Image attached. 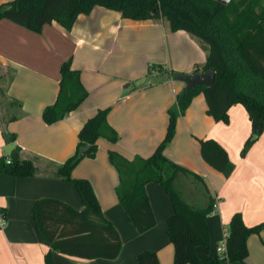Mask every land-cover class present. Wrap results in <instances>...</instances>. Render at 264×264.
Listing matches in <instances>:
<instances>
[{"label":"crops","instance_id":"obj_1","mask_svg":"<svg viewBox=\"0 0 264 264\" xmlns=\"http://www.w3.org/2000/svg\"><path fill=\"white\" fill-rule=\"evenodd\" d=\"M8 1L0 0V4ZM207 55L198 38L185 30L172 31L162 18L133 20L101 5L89 14H80L70 30L57 21L35 32L10 19L0 20V157L19 146L22 158H35L39 169L31 177L0 175V214L5 219L0 225V264H45L50 244L37 230L32 213L35 201L56 198L79 211L84 209L75 185L51 171L53 164H63L75 153L87 119L108 106V122L118 132V141L100 138L96 156L81 159L71 175L91 182L105 218L120 235L122 249L114 259L91 260L53 251L54 262L136 264L141 251L153 250L160 264H173L174 246L167 231V220L174 213L170 196L160 183L146 184L156 225L138 232L118 198L119 174L109 151L129 159L148 157L166 135L168 109L186 83L171 77L139 88L147 77L159 73L150 74V65L190 75L196 66L206 63ZM68 59L80 70L88 96L65 118L48 124L43 112L56 102L61 65ZM207 110L205 95L195 96L177 119L175 136L164 149L168 158L198 176L190 175L192 181L176 179L188 203L207 206L206 190L218 202L217 210L207 217L210 248L196 249L200 258L221 254L224 230L229 229L235 213L241 212L249 226L264 221V131L242 157L241 150L252 133L246 108L240 103L233 105L228 123L216 121ZM3 130L15 134L14 141H7ZM201 138H214L227 150L230 165L226 170L219 171L203 159ZM247 245L246 263L264 264V230L250 235Z\"/></svg>","mask_w":264,"mask_h":264},{"label":"trees","instance_id":"obj_2","mask_svg":"<svg viewBox=\"0 0 264 264\" xmlns=\"http://www.w3.org/2000/svg\"><path fill=\"white\" fill-rule=\"evenodd\" d=\"M96 5L120 11L124 18L133 20L164 19L172 31L185 30L198 38L208 50L206 63L194 73L216 72L212 85L186 87L177 95L176 103L168 109L169 123L164 139L148 157L129 159L118 151L110 150L109 159L119 174L116 187L118 198L129 221L140 233L156 225L146 191L149 182L160 183L170 196L174 213L167 220V231L174 246L173 264H218L222 261H241L248 257L247 241L250 235L264 230V221L247 225L241 212L235 213L229 223V237L223 256L200 258L197 247L210 248L207 217L213 211L215 199L209 198L205 207L188 203L176 187L179 175L193 174L168 158L164 149L176 133L177 119L184 115L193 98L205 95L207 113L216 121L229 122V109L242 104L252 123V133L246 140L241 156L264 131V5L262 0H231L225 5L217 0H11L0 4V20L10 19L35 32L57 21L70 30L80 14H89ZM169 71L162 65H150L149 73ZM172 76L189 74L170 70ZM88 96L80 78V70L72 67L71 59L61 65L60 91L56 102L43 112L46 123L52 124L77 109ZM111 107L100 108L87 119L79 132L75 153L63 164H53L51 174L72 182L83 202L79 211L56 198H41L33 204L32 213L41 237L49 242L45 264H55L53 251L85 260L114 259L122 249L120 235L111 221L105 218L91 182L73 178L74 167L84 157L94 158L98 140L102 137L116 142L118 132L109 124ZM14 141L15 134H6ZM203 159L219 171L230 165L227 150L214 138L199 139ZM37 158V157H36ZM39 169L35 158L24 159L16 146L8 155L0 157V175L31 177ZM206 187V186H205ZM136 264H160L157 253L143 250Z\"/></svg>","mask_w":264,"mask_h":264},{"label":"water","instance_id":"obj_3","mask_svg":"<svg viewBox=\"0 0 264 264\" xmlns=\"http://www.w3.org/2000/svg\"><path fill=\"white\" fill-rule=\"evenodd\" d=\"M222 4H229L231 0H217ZM216 72L214 69H210L205 73H194L186 76H177L176 79L181 80L186 83V88L190 89L194 86H209L214 83ZM171 77V74L168 71L159 72L156 75L147 77L144 82H142L138 87L145 88L151 85L162 83L168 81Z\"/></svg>","mask_w":264,"mask_h":264},{"label":"built area","instance_id":"obj_4","mask_svg":"<svg viewBox=\"0 0 264 264\" xmlns=\"http://www.w3.org/2000/svg\"><path fill=\"white\" fill-rule=\"evenodd\" d=\"M218 208V202L215 201L214 203V207H213V212H215ZM5 223V219L4 217L0 214V225H3ZM229 237V229L228 230H224L223 233V242L222 244L219 246V251L221 252V254L219 256H223L226 252V245H227V239Z\"/></svg>","mask_w":264,"mask_h":264},{"label":"rangeland","instance_id":"obj_5","mask_svg":"<svg viewBox=\"0 0 264 264\" xmlns=\"http://www.w3.org/2000/svg\"><path fill=\"white\" fill-rule=\"evenodd\" d=\"M49 167L51 168V165H49ZM52 169V168H51ZM181 178H183L184 180H189V181H192V177L191 176H188V175H184V174H181V175H179ZM176 184V187H177V189H178V191L180 192V194L182 195V197H183V190H181V185H180V183H175ZM201 192L203 193V194H205L206 192H205V190H201ZM185 199V198H184ZM200 205L201 204H199V205H194V206H196V207H200Z\"/></svg>","mask_w":264,"mask_h":264}]
</instances>
